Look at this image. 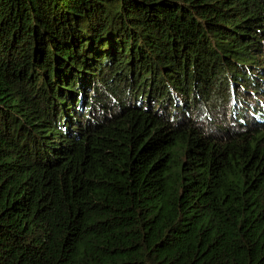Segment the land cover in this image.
Listing matches in <instances>:
<instances>
[{
  "label": "trees",
  "instance_id": "obj_1",
  "mask_svg": "<svg viewBox=\"0 0 264 264\" xmlns=\"http://www.w3.org/2000/svg\"><path fill=\"white\" fill-rule=\"evenodd\" d=\"M0 264H264V0H0Z\"/></svg>",
  "mask_w": 264,
  "mask_h": 264
}]
</instances>
